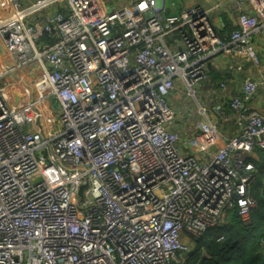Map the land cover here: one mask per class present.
Masks as SVG:
<instances>
[{"label": "built area", "instance_id": "built-area-1", "mask_svg": "<svg viewBox=\"0 0 264 264\" xmlns=\"http://www.w3.org/2000/svg\"><path fill=\"white\" fill-rule=\"evenodd\" d=\"M8 1L0 264H184L232 209L253 223L264 112L250 109L260 79L247 71L263 60L252 37L264 32V0H237L232 31L201 1L176 15L157 0ZM214 52L245 75L230 103L239 131L223 134L226 111L212 118L198 102L191 141L176 128L174 91L180 82L193 97Z\"/></svg>", "mask_w": 264, "mask_h": 264}, {"label": "crops", "instance_id": "crops-1", "mask_svg": "<svg viewBox=\"0 0 264 264\" xmlns=\"http://www.w3.org/2000/svg\"><path fill=\"white\" fill-rule=\"evenodd\" d=\"M26 5L31 4L35 0H24ZM190 2H200L203 1L204 4L208 5H218L215 8V15H214V21L218 28L226 29L227 31H232L237 27L236 24V8L231 4L234 3V5L238 6V9L240 10V5L237 0H188ZM172 1L169 3V0H165L166 4V10L168 8H171L172 11L168 12H178L181 8V5L183 4V0H179V2ZM24 4V5H25ZM243 5L247 8L250 7V1L249 0H243ZM10 5V2L8 0H0V13L5 14L8 12L11 13L13 8ZM252 40L258 49V52L260 56L263 58L261 61V64L259 67H253L251 64L248 66L249 69L247 72L252 73V75L256 76L258 79H260V85L259 90L257 94L255 95L252 102L249 104L250 109H260L264 112V32H258L254 33ZM216 64H219L218 66H214L211 64L210 66V72L207 77V79L201 84L200 88V96L201 100L206 104L207 106H210L212 108H223L226 111V117L220 118L218 116L219 121V128L221 129V132L225 135H234L239 131L238 125L235 120L234 112L231 109V99L236 96L242 94L243 86H244V75L242 72L235 71L234 68L230 66V57L226 53L221 54L220 56H215ZM224 85H226V89L224 88ZM178 93L180 92L177 91ZM177 94L174 96V104L179 107V112L183 116V106L180 107L179 101L176 99ZM214 96V97H213ZM176 100V101H175ZM202 101H200L202 103ZM206 107V106H205ZM193 109V110H191ZM187 112L195 113V108H192ZM216 113V111H215ZM197 121V120H194ZM178 132H181L182 136H185L187 133L184 130V128H177ZM180 130V131H179ZM193 128L191 129V131ZM201 133L202 130L200 128H197L196 133ZM261 157V161H263L264 157ZM256 166L260 169L264 170V165L261 164V162L258 160L256 161ZM261 173V172H260ZM264 179V177H263ZM263 187V186H262Z\"/></svg>", "mask_w": 264, "mask_h": 264}, {"label": "trees", "instance_id": "trees-1", "mask_svg": "<svg viewBox=\"0 0 264 264\" xmlns=\"http://www.w3.org/2000/svg\"><path fill=\"white\" fill-rule=\"evenodd\" d=\"M261 164L264 165V159ZM260 172L254 185L258 198H261L264 185V170L260 169ZM252 220V224L246 223L237 209H232L225 224L209 228L196 242L194 256L184 264H198L202 258L207 264H264V252L259 248L260 238L264 235L263 203L259 211L252 214Z\"/></svg>", "mask_w": 264, "mask_h": 264}, {"label": "rangeland", "instance_id": "rangeland-1", "mask_svg": "<svg viewBox=\"0 0 264 264\" xmlns=\"http://www.w3.org/2000/svg\"><path fill=\"white\" fill-rule=\"evenodd\" d=\"M172 1L179 2V0H169V3H171ZM157 2H159V4L161 6H163V8L167 9L166 8V4H165V0H157ZM201 2H203V1H201ZM25 3H26L25 1H22V7L26 5ZM231 4L234 6V8H236L235 14H236V16H238V14L240 13V10L238 9V6L234 5V3H232V2H231ZM107 10L110 11V8H108ZM167 11H172V10H171V8H168V10H166V13H167ZM168 13H169V15H174V14L176 15L177 14V12H168ZM7 14H8V12L3 14V15L1 14L0 18L5 17ZM214 15L215 14L213 13L212 14V20H213ZM202 61L205 64L210 62L214 66L216 65V66L219 67V64H216V59L214 57H211V56L209 57V55H207ZM235 71L239 72L236 69H235ZM203 82H204V80L202 82H200L198 85L195 86V88H194L195 92H193L194 94L192 95L193 97L188 96L186 89L183 87L182 83H180V82L177 83L178 84V90L177 91L180 90V92L178 93L176 90L174 91V93L176 92L175 94L178 95L176 99L179 101L180 107L183 106L184 108H187V109H183L184 112H183V116H182L179 113V107L176 106L175 104H173L174 108L178 112V116L176 117V123H177L176 124V128H178V126H179V128H184V130L186 131L185 133H187V134L185 136H183V137L187 138V139H189L191 141H194L195 133L197 132V128L200 125V115L198 113H196V112L195 113L194 112L191 113V112H187V111H188V109L190 110L191 107L197 109L198 102L201 103L200 101H202V100H201V96H200V92L199 91H200V88H201V84ZM244 82H245V75H244ZM224 88L226 89V85H224ZM201 104L206 106L209 115L212 118H214V115H216L215 109L210 107V106H207L206 104H204L203 101H202ZM191 110H193V109H191ZM194 120H197V121H194ZM218 127H219V123H218ZM192 128H193V130L191 131ZM219 130L221 131L220 128H219ZM179 134L182 136L181 132H179ZM201 148H203V146H201ZM260 156H262V152L260 153ZM259 161L261 162V159ZM258 199L261 201V203L263 202L261 200V198H258Z\"/></svg>", "mask_w": 264, "mask_h": 264}, {"label": "clouds", "instance_id": "clouds-1", "mask_svg": "<svg viewBox=\"0 0 264 264\" xmlns=\"http://www.w3.org/2000/svg\"><path fill=\"white\" fill-rule=\"evenodd\" d=\"M37 0H35L34 2H32L31 4H29V5H32L33 3H35ZM11 5V4H10ZM29 5H25V6H29ZM24 7V6H23ZM11 8H13V7H11ZM12 12H13V10H12ZM12 12L11 13H9V14H7L5 17H3L4 19L5 18H7V17H9L11 14H12ZM2 13H0V15H1ZM214 14H215V12H214ZM0 19H2V18H0ZM214 19V18H213ZM223 30H225V28L223 29ZM259 168V167H258ZM260 169V168H259ZM205 261V260H204Z\"/></svg>", "mask_w": 264, "mask_h": 264}, {"label": "water", "instance_id": "water-1", "mask_svg": "<svg viewBox=\"0 0 264 264\" xmlns=\"http://www.w3.org/2000/svg\"><path fill=\"white\" fill-rule=\"evenodd\" d=\"M167 13H168V11H167ZM214 54H215V52L213 54H210L209 57L210 56L212 57ZM82 190H83V186L81 187L80 193H82ZM198 264H204V258L200 259V261L198 262Z\"/></svg>", "mask_w": 264, "mask_h": 264}, {"label": "bare ground", "instance_id": "bare-ground-1", "mask_svg": "<svg viewBox=\"0 0 264 264\" xmlns=\"http://www.w3.org/2000/svg\"><path fill=\"white\" fill-rule=\"evenodd\" d=\"M87 248H90V245Z\"/></svg>", "mask_w": 264, "mask_h": 264}]
</instances>
